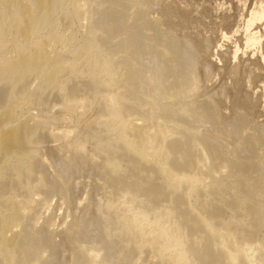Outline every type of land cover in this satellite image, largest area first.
I'll return each instance as SVG.
<instances>
[{
	"label": "bare ground",
	"instance_id": "1",
	"mask_svg": "<svg viewBox=\"0 0 264 264\" xmlns=\"http://www.w3.org/2000/svg\"><path fill=\"white\" fill-rule=\"evenodd\" d=\"M171 5L0 0V264H39L40 249L59 262L61 252H69L70 264H112L113 255L117 264H264V138L245 109L231 125L215 101L199 96L195 85L211 46L193 44L200 32L178 36L190 13ZM175 15L181 22L169 19ZM263 16L260 8L247 23ZM42 22L49 24L43 33ZM144 27L150 33L141 36ZM259 41L254 33L246 36L252 47ZM205 67L210 73L211 61ZM236 67L225 72L233 80ZM52 99L69 121L79 122L93 108L96 116L91 121L89 113L78 132L68 128L70 141L56 145L57 158L56 149L54 156L47 151L56 166L49 172L40 144L54 129L32 111ZM61 111L51 125L65 119ZM82 161L100 167L104 198L93 204L95 219L73 220L54 243L46 226H31L29 210L36 197L46 204L47 194H61L69 204L65 179ZM87 225L105 248L74 245Z\"/></svg>",
	"mask_w": 264,
	"mask_h": 264
},
{
	"label": "rangeland",
	"instance_id": "2",
	"mask_svg": "<svg viewBox=\"0 0 264 264\" xmlns=\"http://www.w3.org/2000/svg\"><path fill=\"white\" fill-rule=\"evenodd\" d=\"M149 3L155 4L157 6L159 4L158 7H161L164 3H170V5L171 4L173 5V6L171 5V7L175 8V6L176 7L178 6V8L180 7L181 9H183V8L188 9V11H189L188 13H190V15L187 14L188 15L187 17L190 16L191 20H190V17H189V19L186 18V21L188 22V24L187 25L185 24L186 26L182 25V28H184L183 29L184 31L181 30L182 29L181 26L179 27V29H177L178 30V32H177L178 36L182 37L180 35V33H182V35H183L188 31L186 34L190 35V37H192V36L194 37V35L191 36V34L196 35L200 32L201 34L200 33L198 34L199 37L197 38V35H196V37H194V38H196L198 40V42H201V40L203 42L198 43L197 40L194 41L195 39L192 38L194 41L193 44L194 43L196 45L201 44L199 46H202V47H207V45H208V47H207L208 49H209V46H211L210 47L211 49H209L210 51L205 53L206 55L208 54V57H206V60L204 59L205 58L204 57L202 62H201V64H203V67L201 65L200 79H198V82L195 85L199 96H201V98L210 99L213 102L215 101L219 111L223 115V118L227 119L226 122H228V121L231 122V125H232V122L235 123L234 120H236V117L241 112L244 113L243 111H245L246 114H249L248 117H250V115H251V117L249 118L250 121L252 118V123L254 122V125H256L258 128H260V130H258V128H256V130L259 131L258 133H260V134H258L256 132V130H254L253 132L256 135L257 134L261 135L262 139H263L264 138L263 137V135H264V126H263L264 125V61H262V60H264V56H263L264 55V16H263V19L261 21L254 23L253 26L252 25L250 26L249 23H247V22H249V20L255 16V14L259 11L260 8L264 12V0H149ZM157 13H160V12H157ZM153 15H152V17H154V18H156V15H158L157 17H160L159 14L153 13ZM170 18L172 19V21H176V22L179 21L178 16H176V18H173L171 16V17H169V19ZM59 19L63 20L61 17ZM189 21H190V23H191V21L192 22L195 21L196 23H191L189 26ZM164 22H165V20H164ZM179 22H181V21H179ZM187 22H185V23H187ZM195 24H197V25L195 26ZM197 26H198V28H195ZM190 27L192 29H190ZM41 28H42V33L46 32L49 29V24L42 22ZM196 29H197V31H195ZM147 30L148 29L144 27V29L142 31H140L139 35H141V33L142 34L147 33L148 32ZM191 30L193 31V33ZM148 33H150V32H148ZM252 33L258 35V37L260 39L259 44L255 47H252L246 43V36H248L249 34H252ZM203 35H205L207 38L209 37L210 39L208 38L207 42H205L206 37ZM202 37H204L203 39L205 41L202 39ZM212 40H213V42H212ZM210 43H212L213 45H211ZM208 49H207V51H208ZM208 60L211 61V63H212V70L210 73L208 72L207 67H205ZM203 61H205V62H203ZM232 66H235V67L238 66L239 76L241 75L243 77L244 75H246V77H248V75L251 74L250 75V77H251L255 73L254 77L244 78L245 77L244 76L243 78L246 79L245 81L241 76L240 77L237 76L238 78H236V79L234 77V80L239 81V79H241L239 84L240 85L242 84V87L240 85L236 86L235 84L238 81H234L233 76L231 74H230L231 76H229V77H228L227 73L225 74V72L228 71V70L226 71V69L228 68L230 71V68H232ZM240 66H242V68H244V69H241ZM253 67H255L254 68L255 71H254ZM223 68L225 69V71L223 70ZM248 70L251 71V73L250 72L248 73ZM229 71H228V73H230ZM244 72H245V74H243ZM240 73H242V74H240ZM203 75H204V77H201ZM224 84H227V87H229V88H231L232 85H234V87H232V88H236L237 90L239 88V90H238L239 92H237L236 89L235 90L231 89V91H229L230 89L227 87H224V86H226ZM216 87L219 89H217ZM240 87H241V89H240ZM222 88H223V90H221ZM214 90H215V92H214ZM240 92L243 93V94L241 93L242 96L240 95ZM238 94L240 96H238ZM231 95H232V97H230ZM240 97H243V98L240 99ZM245 97H246V99H244ZM247 98H249L250 100L248 101ZM239 99L241 101L247 100V102H241L242 104L241 103L239 104V102H238ZM232 101H234V103ZM51 103H52V106L50 107L49 104L51 105ZM244 103H247V106L249 103H250V105L252 103L253 104L251 105V107L250 106L247 107ZM58 104L59 103L57 100L52 99L48 102V104L45 105V106H49L48 107L49 109L46 108L43 104L41 107H43V108L45 107V109L37 108L38 111L36 109H34V112L31 110L33 116L36 114L35 117L39 118V116L37 114H39V115L41 114L40 118L41 117L44 118V116H45L44 119H42V118L41 119L47 123L48 128L54 129L53 132L55 133V135H54V133H51V135H49L50 131H48L49 133L47 134L46 138L44 139L45 141H43L41 143L42 145L40 144L42 150L44 148V145H45V147L47 146L46 148H44L46 150H43V151L40 150L41 152L39 151L41 153L40 154L41 156H44V155L46 156L45 158L48 160L47 161L48 163L46 162V165L49 166V164H50V166H49L50 168L48 167L49 172H52L53 170L55 171V168H56V166H54V163H53L55 160L50 161L51 158H49V157L51 155L54 156V152H56V150L58 148L63 147L65 144H67L70 141L69 138H68V142H67V139H65L67 137L64 138V136H66L65 133H67L69 131V129L71 131L72 127L77 132H78L77 129H79V131L82 130V127H84L83 123L90 121V120L85 121L86 119H90L91 114H89V113H92V115H94V117L91 116L92 117L91 121H93L95 119V116H96V111H94L95 109L93 108L94 112L91 109L88 111V113L85 114L84 117H82L84 115L83 114L81 116L82 118L81 117L79 118V122L74 119L73 121L70 120L71 121V124H70L69 123L70 121L67 120V115L65 114V110L62 109L63 106L61 104H59L60 108H58V107H56ZM243 104H244V106H242ZM54 105H56L55 107L57 108V111L52 109V107L54 108ZM240 106H242V107L238 108ZM247 108H249V109H247ZM47 109H48V111H47ZM50 109H52L55 112H52V110H50ZM58 109H60V111L62 109L60 114L62 115V117H63V115L66 117H64L65 119L62 122H60V124L59 123H56V125L52 124V125H54L52 127V125L50 124V123H53L52 122V118H53L52 116L59 113ZM243 109H245V110H243ZM250 110H252V111L250 112ZM39 111H40V113H38ZM56 112H58V113H56ZM253 114H254V116L252 117ZM47 115H49L51 117V119ZM231 116H232V118H231ZM86 117H88V118H86ZM254 117H256V119ZM230 119H231V121H230ZM82 120H84V121H82ZM76 121L78 122V124ZM66 122H67V125H69V124L70 125L66 126ZM81 122H83V123L80 124ZM262 122H263V124H262ZM57 125H60V126H57ZM78 125L80 126V128L78 127ZM56 127H58L57 130L64 128L60 131L58 130L61 134L63 133L62 135L59 134V132L57 130L55 131ZM65 129H66V131H65ZM57 134L59 135V137ZM62 137L64 138V140L66 142L60 140V138H62ZM49 138L52 141L48 140ZM55 138H56V140H54ZM58 141L59 142L61 141V142L59 143ZM60 144H63V145H61V147H60ZM56 145H59V147ZM90 145H91V147H90ZM90 145H87V149L89 147L88 151L90 149L92 151H94L93 144H90ZM54 146H55V148H54ZM56 147H58V148L56 149ZM58 150L55 153V155H56L55 158L58 157L57 156ZM47 151H50L51 154ZM92 151H91V154H92V158H94L93 161H97L98 156H100V155L98 154V152L96 150H95L96 152H92ZM47 153H48V155L50 154V156L47 157V155H46ZM74 157H77V156H74ZM93 161H92V163H93ZM254 161H255V158H252V163ZM60 164H61V162H60ZM99 170H100V167H97V168L95 167L94 169H91V167L88 166L85 161H82L78 167L77 174L74 175L72 178H66L65 179V182H67L65 185L68 188L69 193L71 195L69 197V202H70L69 204H64L62 202V199H61L62 195L61 194H55V197H54V194L53 195L47 194L46 204H43V205L38 202L37 197H36L35 198L36 200L31 205V209L29 210L30 215L33 216V220L31 221V226L34 227L35 229H40V228H43L44 226H46L47 229L51 232L52 236L54 237V239H53L54 243H58L60 240H63L62 231L65 229L67 230L68 224L72 223L73 220L76 219V220H82V221L86 222L87 218L95 219V217L97 215L96 213H98V211L93 206V204L95 205L100 199L104 198L103 191L98 190V189L102 190V188H103L102 187L103 180L100 176ZM96 173H98V175ZM93 180H94V182H93ZM92 183H94L95 188L93 187ZM77 185H80V186H77ZM78 190H80V191L78 192ZM93 193H95V194L93 195ZM72 195L74 197H72ZM100 195H101V197H100ZM96 196H98L100 198L96 199ZM91 198L93 199L92 201H91ZM77 200H82V201H80L82 204L81 203L77 204ZM88 200H90V201H88ZM93 202H95V203H93ZM87 209H88V211H87ZM86 212L88 213V215ZM91 212L92 213L94 212V213L91 216H89L91 214ZM68 216H72V217H68ZM78 216H80V217H78ZM83 229H84V231L80 235H78V237L74 241V245L80 246L84 249L88 248L89 246H96L99 249L105 248L106 245H105L104 239L101 238L97 234V232L95 231L93 226L87 225V227H84ZM39 254L41 255V262H39V264H54V262H57L60 264H70V262H68V259L70 258L69 257L70 253L66 252V251L61 252V255L65 258V260H63L62 262L54 261V259L48 254V251H46V250L44 251V250L40 249ZM109 259H110V262L112 264L119 263L117 261L115 255L111 256ZM136 263L140 264V261L136 260Z\"/></svg>",
	"mask_w": 264,
	"mask_h": 264
}]
</instances>
